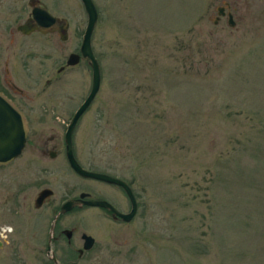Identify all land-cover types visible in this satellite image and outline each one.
I'll return each instance as SVG.
<instances>
[{
  "label": "rangeland",
  "instance_id": "obj_1",
  "mask_svg": "<svg viewBox=\"0 0 264 264\" xmlns=\"http://www.w3.org/2000/svg\"><path fill=\"white\" fill-rule=\"evenodd\" d=\"M38 1L69 29L66 41L34 39L35 106L72 110L90 90L87 66L44 82L78 53L87 15L80 0ZM92 2L101 83L73 141L86 170L130 179L139 210L127 224L95 208L65 216L60 228L95 241L73 264H264V0ZM224 5L234 27L226 15L214 24ZM36 129L43 139L65 133ZM20 160L0 170V264H48L57 206L81 191L115 201L116 193L74 181L60 158L44 161L41 175H16ZM44 188L54 194L36 210Z\"/></svg>",
  "mask_w": 264,
  "mask_h": 264
},
{
  "label": "flooded vegetation",
  "instance_id": "obj_2",
  "mask_svg": "<svg viewBox=\"0 0 264 264\" xmlns=\"http://www.w3.org/2000/svg\"><path fill=\"white\" fill-rule=\"evenodd\" d=\"M36 7L43 8V6H41L38 0H0V95L7 99L9 102H11L21 112L27 128L26 140L21 154L10 164L0 167V170H3L4 168L12 165L15 161H19L22 158L23 154L26 153L27 159L22 158V160H20V166L23 167V171L15 172L16 175L22 173L24 174L26 173V171L29 172V174L32 176H37L38 174L41 175V171L43 169L42 164L44 163V161H54L60 158V160L62 159L64 162V168H67L69 171L68 175L73 176L75 179H77L74 180L72 178L74 181L83 180L84 178L78 175L69 165L67 159V145L65 141V133L63 135V138H55L54 136H50L44 139L41 138L40 135L37 136L35 134V130H37L36 128H49L51 130L62 129L66 132L76 111L79 109V107L84 102L90 92L89 90L88 94L86 95L85 99L82 100L81 104L78 107L73 108L72 110H69V108L64 107L56 108L51 106H35L36 92L32 89L35 84L34 61L36 44L34 42V39L36 38V36L44 37L49 35H56L59 38V34L57 32L42 34L41 32L35 29V19L33 17L32 12L33 8ZM54 17L59 19L56 16ZM63 21L64 19H59L56 26H63ZM70 54H79V51L78 53ZM69 55L67 56V58L69 57ZM66 62L67 59L63 65H60L56 69V77L45 80L44 85L46 86V88L53 86L54 82L58 79L61 74L65 73L70 69H73L74 67L79 65L80 62H83L89 69L92 84V70L89 67L87 60H83L80 58L79 63L71 67H67ZM54 96L55 93H46V95L44 96L45 101L43 102L47 103L48 105L54 103ZM85 112L79 117L76 126L79 120L85 114ZM71 152L75 162L81 168L85 169L81 163V156L80 152L78 151V146H76L75 142L73 141V135L71 138ZM98 173L105 174L112 178L118 179L131 189L137 206L136 214L133 217L134 219L139 210V202L137 200L136 193L133 191L130 179H127L126 176H120L119 174H109L105 172ZM94 181L99 182L103 187L108 188V190L110 189L112 191H115L116 201L111 197H101L98 199H94L89 193H87L89 195V198L87 199L105 201L121 214H128L131 211V200L124 187H121L117 184H109L103 181ZM44 189L51 190L50 188ZM42 190L38 191V193H36L35 195L36 198L34 199L33 207L36 210L42 209V207L47 205L48 200L54 194L53 190H51L52 195L48 199H46L40 207L36 208L35 201ZM84 193L85 192L81 191V193H79L75 197H72L71 199H77L81 194ZM67 200L70 199H66L65 202ZM62 204L63 202L59 204L55 209L52 215V219H50L49 221L50 224L46 233V239L44 243V255L47 259L48 264H73L74 260L81 259L85 252H89L82 251L84 245V233H80V235H78L76 228L72 227L70 229H65L60 228V225L62 219L65 216L70 214L82 213L84 210L83 208L91 207L76 206L71 211L65 214L58 215ZM123 204L126 207L125 210H122L120 208V206H123ZM95 209L100 210L101 213L113 223L127 224L124 223L120 217L113 216L112 212L107 209ZM66 231H71V233L67 236V234H65ZM41 242L42 238L40 239L39 243ZM65 249L68 250V254L70 253L72 255L67 256V254H65V257H62V255L64 256V254L62 253L65 251ZM53 259H55V261Z\"/></svg>",
  "mask_w": 264,
  "mask_h": 264
},
{
  "label": "water",
  "instance_id": "obj_3",
  "mask_svg": "<svg viewBox=\"0 0 264 264\" xmlns=\"http://www.w3.org/2000/svg\"><path fill=\"white\" fill-rule=\"evenodd\" d=\"M84 11L87 15V24L82 37V42L80 45L79 54H70L67 58L66 66L71 67L79 63L80 58L88 61V65L92 70V86L89 95L76 111L74 117L72 118L66 132L65 141L67 145V159L71 168L81 177L85 179H92L103 181L109 184H117L124 187L128 193L131 200V211L128 214H121L117 212L109 203L99 200H86L89 198L88 194H81L77 199L67 200L60 208L58 215L65 214L71 211L76 206H87V207H97L104 208L112 212L113 216H118L125 223H129L136 214V202L135 198L131 192V189L127 187L122 181L107 176L105 174L87 171L81 168L74 160L71 152V138L76 123L79 117L86 111L90 106L91 102L94 100L96 94L100 88V68L95 59L92 48H91V35L98 20V13L93 4L92 0H80ZM226 5L216 8L217 16L215 18L214 24L217 23L220 17L227 16V24L230 27H234L235 23L233 17L230 13L225 14ZM33 17L35 19V29L42 34L54 33L59 34V39L61 41H66L68 38V22L64 20V24L61 27H57L56 24L59 21L57 18L53 17L44 8H33ZM27 128L25 125L24 118L21 112L7 99L0 95V167L10 164L14 159H16L24 147L26 140ZM52 195V191L49 189L42 190L36 201L35 207L38 208L42 203ZM71 231H66L67 236ZM84 245L82 251L90 250L94 245V239L86 234L83 235ZM55 261V259H53Z\"/></svg>",
  "mask_w": 264,
  "mask_h": 264
}]
</instances>
